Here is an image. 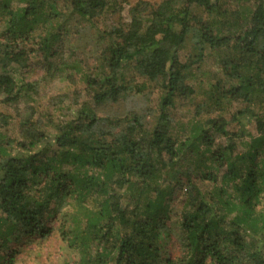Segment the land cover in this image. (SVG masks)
Returning <instances> with one entry per match:
<instances>
[{"label":"trees","instance_id":"trees-1","mask_svg":"<svg viewBox=\"0 0 264 264\" xmlns=\"http://www.w3.org/2000/svg\"><path fill=\"white\" fill-rule=\"evenodd\" d=\"M0 15V264H53L48 248L56 264H264V0H0ZM72 26L100 48L74 64L83 88L49 98L73 107L55 124L41 87L70 67ZM208 56L206 117L181 140L171 110ZM36 61L40 79L13 72Z\"/></svg>","mask_w":264,"mask_h":264},{"label":"rangeland","instance_id":"rangeland-1","mask_svg":"<svg viewBox=\"0 0 264 264\" xmlns=\"http://www.w3.org/2000/svg\"><path fill=\"white\" fill-rule=\"evenodd\" d=\"M135 1L136 0H129L131 3ZM123 5L125 6L126 11L128 5ZM88 33L89 31L87 29L84 30L80 27H71V32L68 35L69 46H66L65 50L66 54L72 52L69 56L65 55L70 67H68L62 78L49 81V83L46 84L42 83L40 102L43 106L40 107V113L38 114L42 115L45 113L44 109H47L51 112L50 117L48 118L52 119L55 124L64 120L67 116L69 117L73 112V107L70 100L62 104L50 106L49 98L64 92L72 91L75 88H83V82L79 79L80 75L77 74L74 64L78 63L82 68H85L86 65L92 66L96 63L100 46H95L97 42H94L92 32H90L91 36L88 35ZM186 51L187 48H184L182 53L184 54ZM215 64L216 61L212 56H208L207 59H205L204 63H202L200 68L195 72L197 81L195 80V82L192 83L196 87V93L190 99L178 101L176 107L171 110V113L175 118L174 132L181 138V140L189 135L190 128L194 124L201 122L206 117L204 112L198 114L196 110L197 105L204 100L210 82L216 78V76L214 77V74L216 73ZM13 72L16 76H19L22 72V76L26 78V80L40 79L44 75V70L37 61L32 64L31 69L14 67ZM70 74L76 76L74 82L67 77ZM158 97V92H154L150 99V106L153 107L157 104ZM251 132L254 133L253 128H251ZM173 249V253H177V247L173 246ZM47 252H50L49 256L52 258L51 262L56 264L58 262L57 257L59 254L57 248H48Z\"/></svg>","mask_w":264,"mask_h":264}]
</instances>
